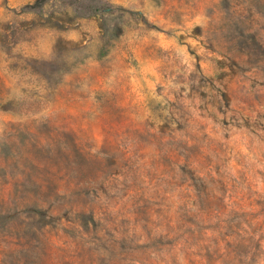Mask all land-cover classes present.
Instances as JSON below:
<instances>
[{
	"label": "rangeland",
	"instance_id": "obj_1",
	"mask_svg": "<svg viewBox=\"0 0 264 264\" xmlns=\"http://www.w3.org/2000/svg\"><path fill=\"white\" fill-rule=\"evenodd\" d=\"M0 264H264V0H0Z\"/></svg>",
	"mask_w": 264,
	"mask_h": 264
},
{
	"label": "trees",
	"instance_id": "obj_2",
	"mask_svg": "<svg viewBox=\"0 0 264 264\" xmlns=\"http://www.w3.org/2000/svg\"><path fill=\"white\" fill-rule=\"evenodd\" d=\"M77 221L78 222L76 223V226H78L80 231L84 233H90L91 231H95V228L98 224V221H96V219L93 218L91 214H88V216H82Z\"/></svg>",
	"mask_w": 264,
	"mask_h": 264
}]
</instances>
